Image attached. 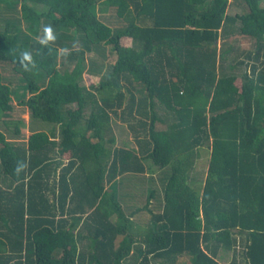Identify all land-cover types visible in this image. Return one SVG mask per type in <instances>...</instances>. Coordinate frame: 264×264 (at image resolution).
<instances>
[{"label": "trees", "instance_id": "16d2710c", "mask_svg": "<svg viewBox=\"0 0 264 264\" xmlns=\"http://www.w3.org/2000/svg\"><path fill=\"white\" fill-rule=\"evenodd\" d=\"M232 1L0 0V264H264V5Z\"/></svg>", "mask_w": 264, "mask_h": 264}, {"label": "rangeland", "instance_id": "374dc122", "mask_svg": "<svg viewBox=\"0 0 264 264\" xmlns=\"http://www.w3.org/2000/svg\"><path fill=\"white\" fill-rule=\"evenodd\" d=\"M264 5V0L261 1V6ZM240 12V8L232 1L230 0V5L228 7V13L229 14H235V13H239ZM238 45V46H237ZM237 47H242L244 46V43H236ZM239 52V51H238ZM239 55V54H238ZM92 57H97L98 55L95 53H91ZM89 57H87L88 59ZM238 58L243 59V57L239 56ZM98 59L100 60V58L98 57ZM112 57L106 58V59H101L99 61V68H98V72H95V74H89L87 72H85L83 74V80L84 83L86 85H90L93 83H96L99 76L102 74V71H104V68L107 67L108 63L111 61ZM90 67V65H88L87 63V68ZM242 69H238L236 70V72L238 74H244L250 73V67L249 66H243L241 67ZM100 69V70H99ZM160 115L164 114V110L160 109L157 111ZM87 114V112L85 113ZM113 132L115 133L116 137H117V143L116 146L117 147H130V146H135L132 136L130 135V133L128 132L127 128L125 127V125L123 123H120L119 121L113 120ZM120 123V125H119ZM116 126V127H115ZM209 152H210V148L207 144H205V146L200 149V157L197 159L196 161V165H195V174H196V182L195 184L197 185H201V183L203 182L204 178H205V174H206V170H207V164H208V158H209ZM149 165V164H147ZM156 211V210H154ZM148 217H150L148 215ZM231 252L227 251V252H220L218 257L220 259V261L222 262V264H227L229 263L230 259H231Z\"/></svg>", "mask_w": 264, "mask_h": 264}, {"label": "clouds", "instance_id": "9594fccd", "mask_svg": "<svg viewBox=\"0 0 264 264\" xmlns=\"http://www.w3.org/2000/svg\"><path fill=\"white\" fill-rule=\"evenodd\" d=\"M56 39V36L54 34L53 26L52 25H45L43 27V34L42 37L40 38V44L45 45L49 43L50 41H54ZM62 52H67V49H62ZM20 64L21 66L25 69L28 70L30 66L33 64V59L31 54L28 51H25L22 53L20 57ZM24 167L23 164L18 166V171L19 169H22Z\"/></svg>", "mask_w": 264, "mask_h": 264}, {"label": "crops", "instance_id": "0c3cea01", "mask_svg": "<svg viewBox=\"0 0 264 264\" xmlns=\"http://www.w3.org/2000/svg\"><path fill=\"white\" fill-rule=\"evenodd\" d=\"M151 264H159V262H151Z\"/></svg>", "mask_w": 264, "mask_h": 264}]
</instances>
